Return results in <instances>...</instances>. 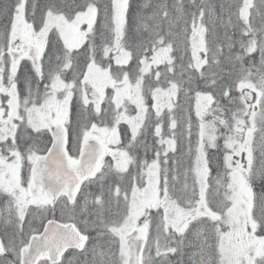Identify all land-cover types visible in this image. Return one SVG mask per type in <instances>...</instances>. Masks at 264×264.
I'll use <instances>...</instances> for the list:
<instances>
[{"label":"snow or ice","instance_id":"6c2138e0","mask_svg":"<svg viewBox=\"0 0 264 264\" xmlns=\"http://www.w3.org/2000/svg\"><path fill=\"white\" fill-rule=\"evenodd\" d=\"M0 264H264V0H0Z\"/></svg>","mask_w":264,"mask_h":264}]
</instances>
